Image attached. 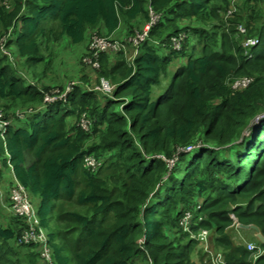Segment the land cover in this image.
Segmentation results:
<instances>
[{
  "label": "trees",
  "instance_id": "1",
  "mask_svg": "<svg viewBox=\"0 0 264 264\" xmlns=\"http://www.w3.org/2000/svg\"><path fill=\"white\" fill-rule=\"evenodd\" d=\"M260 1L0 4V37L30 67L49 63L42 54L49 43L64 38L78 46L91 32L110 38L122 23L131 36L149 21L148 9L160 16L132 61L126 60L130 45L127 52L99 55L101 76L115 87L111 97L74 86L65 102L45 105L49 88L26 85L0 55V105L35 106L7 129L0 161L11 183L36 199L37 229L50 232L49 264H137L141 255L153 264H197L192 253L199 244L180 226L186 212L191 232H208L211 254L225 264H264V254L227 234L234 224L253 225L264 237V118L256 120L264 114ZM182 32L188 38L181 51L164 49ZM252 38L257 44L246 51L243 42ZM243 78L252 81L232 89ZM82 114L91 120L89 132L77 126ZM86 155L102 166L85 169ZM7 219L0 223V264H48L42 248L18 243L25 221ZM201 251L198 264H213Z\"/></svg>",
  "mask_w": 264,
  "mask_h": 264
},
{
  "label": "rangeland",
  "instance_id": "2",
  "mask_svg": "<svg viewBox=\"0 0 264 264\" xmlns=\"http://www.w3.org/2000/svg\"><path fill=\"white\" fill-rule=\"evenodd\" d=\"M14 0H7L6 3L3 2V0H0L1 5H5L8 7V5L12 4ZM234 3L238 4L240 0H233ZM233 3V4H234ZM259 5L264 9V1H260ZM235 12V10H234ZM233 12V13H234ZM149 14V9H148ZM146 21H144V24L140 27V31L145 25ZM125 25L122 23L120 29L117 31V34L115 36H111L109 39L111 41H118L121 42L123 38H126L128 36H125V34H122L120 32H123L125 30ZM96 32L88 33V41H84L82 44L85 45L84 53L80 57V61H77L76 65H73V54H74V48L71 45L67 43V41L62 38L59 42L56 43H49L47 46L46 51H43L42 54L45 57V61L49 60V63H42L40 65H36L35 67H30L26 64V61L24 58H20L15 51L14 47L12 45H6V38H4V35L0 37V55L5 59V63L9 65V68L12 71H16L18 76H21L24 79V82L26 85L31 86H37L39 89L43 88H49V93L52 92H64L68 84L74 85V86H81L88 91H95L102 95L107 94L105 91L101 90V80H104L108 83L109 86H113L112 83L109 82L108 79H104L102 77L103 70L101 69L100 65L98 64V69H95L92 67L91 64L84 63L83 59L89 56L88 52V46L90 43V37ZM1 41L3 43L1 44ZM126 47L122 50L123 52H127ZM60 50V52H59ZM132 56L126 57V60L132 61L135 57V55L138 52V48H134L131 50ZM129 61V62H130ZM115 63V62H114ZM86 78L85 80H81L82 78ZM100 77V78H99ZM106 77V76H105ZM100 79L97 83V79ZM107 78V77H106ZM111 97V96H109ZM43 99H44V93H43ZM2 104V103H1ZM9 107V110L4 109L0 105V109L3 111L5 116H12L18 112L16 111H31L34 110V105L26 104L25 107H21L22 105L15 104L12 106L9 102L6 103ZM17 106V107H15ZM14 107V108H13ZM28 111V112H29ZM16 112V113H14ZM21 113H27V112H21ZM21 115V114H20ZM264 118V114L260 115L256 118L257 121ZM18 123V122H17ZM246 135V134H245ZM1 139V138H0ZM241 141V139L238 141V143ZM0 158L4 159L5 155L2 156L0 154ZM175 159V158H174ZM174 159L170 161H174ZM172 163V162H171ZM3 163L0 161V170L3 174L2 179H0V223H2L4 226L7 224L6 222L9 220L7 218H14L13 214L11 213V204L9 201V193L11 188V175L10 173L4 169ZM11 170V169H10ZM30 201L32 206L36 207V199L29 195ZM183 218V217H182ZM182 220V219H181ZM56 230L53 229V232ZM258 232L259 229H258ZM50 232L41 230L37 234V238L34 240V244H36L39 248H44L45 243H47V236ZM227 234L230 237V240L234 243H238L239 241L242 242L244 238H247L249 242H252L254 244H261L264 245V243L260 242L255 236L257 235V231L253 230H245L239 226V228L234 224L232 227H230L227 230ZM246 240V241H247ZM139 244L141 243L140 240H138ZM209 246L210 249L213 251V244L211 242V237L209 239ZM258 244V247L262 249V246ZM201 247H197L194 252L192 253V261L195 263H199L201 260ZM30 252H34L32 249ZM203 255V254H202ZM43 256H41L42 258ZM204 261L208 262V258L205 256ZM137 264H153L148 258L144 256H140L137 260Z\"/></svg>",
  "mask_w": 264,
  "mask_h": 264
},
{
  "label": "built area",
  "instance_id": "3",
  "mask_svg": "<svg viewBox=\"0 0 264 264\" xmlns=\"http://www.w3.org/2000/svg\"><path fill=\"white\" fill-rule=\"evenodd\" d=\"M234 12V9L227 12L228 16H231V14ZM160 20V16L156 13L152 12L149 9V21L146 23V25L140 30L135 31L133 35L128 36L126 38H123L121 42L118 41H111L109 38L97 36L96 34H93L90 37V43L88 46V52L89 56L83 59L84 63L91 64L93 68L98 69V59L99 55L103 53H112L116 54L120 51H122L126 45H130L133 48H138L142 43L146 42L148 40L149 31L152 27L157 25V23ZM238 32L240 34L245 35L246 31L242 26L238 27ZM188 38V34L186 32H182L178 34L177 36H172L169 40L168 44H163L162 46L164 49H172L175 52H179L182 50V47L185 43V41ZM3 41H1V44ZM257 44V40L254 38L252 39H246L243 42V47L247 51L249 48L254 47ZM250 58V55L248 56ZM252 79L251 78H243L240 80L235 81L232 83L231 87L234 90L238 89H245L250 83ZM74 85H69L67 89L64 92H50L44 94V100L43 103L45 105H51L55 103L56 101H66L67 95L72 91ZM114 86H109L107 82L104 80H101V90L105 91L107 94H104L106 96L112 95V92L114 90ZM44 106V105H43ZM29 111V110H28ZM16 111L14 115L12 116H5L3 111L0 109V138L3 139L4 134L6 133L7 129L11 127L12 125L17 124V122H21L26 120V118L30 115H32L34 112L31 111ZM21 112H27V113H21ZM21 114V115H20ZM77 126H79L83 131L89 132L90 126H91V120L86 116L85 114L80 115V119L78 121ZM200 147L198 146H190L183 151L185 153L193 151L195 148ZM177 157H175L174 161ZM174 161H168L169 167L171 168L174 164ZM172 162V163H171ZM83 165L84 168L94 172L97 169L102 166V162H100L98 159H96L92 155H86L83 157ZM9 201L11 204V213L13 216L24 220L27 227L24 228L20 235L19 244H34L35 238H37V234L40 231V229H37V219H36V211L34 207L31 204L30 198L28 196L27 191L17 182L11 183L10 193H9ZM192 214L190 212H186V214L183 216L180 226L184 229V231L189 232L191 227V219ZM237 227L238 225L235 224ZM239 228V227H238ZM193 239H195L199 246L204 250L205 253H209L211 256V262L213 264H225L223 262V259L221 255H213L210 252L209 245H208V232L201 231L197 236H192ZM46 244V243H45ZM238 244L246 245V248L248 251L252 252L257 250V255L264 254V249H261L259 247H256L252 243H248L246 241V238L242 240V242H238ZM42 258L46 261V263H50V256H49V250L44 245V248H42L41 252ZM258 256H255L256 259ZM136 264V263H135Z\"/></svg>",
  "mask_w": 264,
  "mask_h": 264
},
{
  "label": "crops",
  "instance_id": "4",
  "mask_svg": "<svg viewBox=\"0 0 264 264\" xmlns=\"http://www.w3.org/2000/svg\"><path fill=\"white\" fill-rule=\"evenodd\" d=\"M119 32V31H118ZM122 34H125L126 31L124 30L123 32H120ZM117 34V32H115L112 36H115ZM85 44V43H84ZM84 44H81V45H78V46H72V47H75L74 48V54H73V65H76L77 64V61L79 62L80 61V57L83 55L84 53V48H85V45ZM60 52V50H59ZM249 243H252V242H249Z\"/></svg>",
  "mask_w": 264,
  "mask_h": 264
},
{
  "label": "water",
  "instance_id": "5",
  "mask_svg": "<svg viewBox=\"0 0 264 264\" xmlns=\"http://www.w3.org/2000/svg\"><path fill=\"white\" fill-rule=\"evenodd\" d=\"M241 228L245 229V230H253V231H257V235L255 236L260 242L264 243V237L261 235L260 232H258L257 227L253 226V225H249V226H241L239 225Z\"/></svg>",
  "mask_w": 264,
  "mask_h": 264
},
{
  "label": "clouds",
  "instance_id": "6",
  "mask_svg": "<svg viewBox=\"0 0 264 264\" xmlns=\"http://www.w3.org/2000/svg\"><path fill=\"white\" fill-rule=\"evenodd\" d=\"M148 17H149V14H148ZM248 58V57H247ZM249 59V58H248ZM99 63V62H98ZM0 140H2V139H0ZM36 211V210H35ZM238 227H239V225H238ZM182 230H183V232H185V233H188L189 235H190V237H191V239H193L192 238V236H194V234L191 232V230L189 231V232H186V231H184V229L182 228ZM262 235V234H261ZM248 238V237H247ZM247 238H246V240H247ZM195 240V239H194ZM247 242L249 243V240H247ZM252 244H254V243H252ZM256 247H258L256 244H254ZM199 246V245H198ZM200 247V246H199ZM209 249H210V247H209Z\"/></svg>",
  "mask_w": 264,
  "mask_h": 264
}]
</instances>
